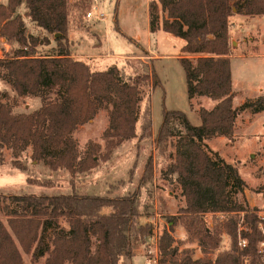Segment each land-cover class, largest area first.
<instances>
[{
    "label": "trees",
    "instance_id": "16d2710c",
    "mask_svg": "<svg viewBox=\"0 0 264 264\" xmlns=\"http://www.w3.org/2000/svg\"><path fill=\"white\" fill-rule=\"evenodd\" d=\"M25 4L27 15L39 27L53 34L57 46L52 53L37 55L38 37L27 35L25 21L17 9ZM166 12L160 21L159 10ZM264 15V0H153L150 4V29L162 28L185 40L179 57L185 71L187 92L192 100L207 96L218 100L212 109L201 107V123L193 124L186 113L163 110V120L155 135L157 152L165 155L175 148L174 161L168 166L176 173L186 197L180 217H170L172 226L182 223L197 238L213 242L202 215L207 212L245 211L251 228L243 238L248 246L238 245V222L226 217L223 229L233 238V251L219 254L214 260L193 258L184 250L180 264H243L248 256L258 264L257 208L244 206L235 197L246 186L239 168L222 158L213 157L206 140L214 136L233 138L239 114L250 109L264 111V95L246 99L234 107L231 52L234 48L229 29L235 15ZM68 0H8L0 5V34L19 44L12 56L0 58V76L9 79L19 96L43 95V105L27 114H14L0 91V161L5 147L20 155L28 147L37 161H46L52 170L86 172L98 164L96 151L81 154L74 131L91 121L100 109H110L109 126L104 136L112 146L137 138L153 137L151 96L141 106L140 85L152 81L154 89L160 79L148 63L144 76L126 79L116 66L95 70L76 59L68 46ZM59 33V35H57ZM46 43H50L46 39ZM189 55H194L191 57ZM3 73V75H2ZM51 92L48 97L45 93ZM192 107V104H191ZM177 124L180 127H177ZM177 137L176 140H174ZM171 151V155H172ZM109 156V151L105 157ZM17 167L25 169L18 161ZM137 164V161L135 162ZM154 157L145 164L140 185L151 181ZM135 168L130 170L132 180ZM31 182L55 186L52 179ZM72 192L59 194H13L0 192V264H27L23 252L31 255L32 264L45 257L44 264H122L124 256L133 258L152 234L151 225L138 223L140 189L122 196L78 192L71 180ZM264 194V187H262ZM253 210L254 212H250ZM68 222V226L63 224ZM93 238L96 239L94 247ZM173 236L164 231L160 239L162 258L159 264H170L176 249Z\"/></svg>",
    "mask_w": 264,
    "mask_h": 264
},
{
    "label": "rangeland",
    "instance_id": "374dc122",
    "mask_svg": "<svg viewBox=\"0 0 264 264\" xmlns=\"http://www.w3.org/2000/svg\"><path fill=\"white\" fill-rule=\"evenodd\" d=\"M6 1V0H1ZM153 0H68L69 30L68 46L73 57L87 62L95 70H106L116 66L126 79L144 76V66L148 63L160 79L159 85L152 88V81H143L140 85L141 106L151 96V110L153 116V137L138 141L137 138L124 141L112 146L104 131L109 126L110 109H100L89 122L79 125L74 131L81 154L87 151H96L98 164L89 171L71 173L66 169L52 170L46 161H37L32 157V148L28 147L20 155H15L12 148L5 147L3 158L0 161V192L6 195L13 194H59L72 192L71 180H74L78 192L109 194L122 196L140 189V209L142 215L138 223L151 225L152 234L146 239L137 255L133 258L124 256L122 264H159L162 258L160 239L164 231H168L174 238L171 249H176L171 256L170 264H180L183 251H190L193 258L200 257L215 259L219 254L233 251V238L222 227L226 217L235 219L237 237H243V231L251 229L246 223L242 212H230L223 215L221 212H207L202 215L205 228L210 230L213 242L208 238L199 239L187 231L182 219L172 226L170 217H180L181 207L185 206L186 197L182 193L181 184L176 173H170L168 166L174 161L175 148L171 147L165 155L157 152L155 135L163 120L164 108L182 111L190 121L201 123L199 110L201 107L212 109V98L196 96L192 100L188 96L184 68L179 57L187 55L182 52L185 40L165 31L162 26L152 32L150 29V4ZM1 5V3H0ZM98 6L106 14V21L90 19L87 12ZM21 14L26 25L27 35L38 37L40 44L37 55L52 53L57 46L53 34L39 27L26 14L27 8L21 5L17 12ZM261 16V15H260ZM160 21L166 17V12L160 8ZM233 45L231 54L248 56L254 54L262 39L260 28H254L247 34L237 35L230 33ZM46 39L50 43H46ZM250 41L248 50L243 49L244 41ZM10 48L6 54L12 56L19 44L9 41ZM0 47L3 44L0 42ZM195 57L194 55H189ZM249 68V69H248ZM245 82L246 91L240 93L234 103L239 104L243 96L247 99L256 98L264 93V69L247 67L240 72ZM3 75V73H2ZM0 91L5 92L4 102L14 114H30L43 105V95L19 96L8 78L0 76ZM45 93L48 97L52 94ZM214 100V99H212ZM217 103L218 100H215ZM192 104V107H191ZM236 104V105H235ZM264 111L254 113L250 109L242 111L237 119L233 138L214 136L206 140L207 149L213 157L222 158L225 162L236 165L246 186L236 199L245 207L257 208V214L264 210ZM177 127H180L177 124ZM156 132V133H155ZM177 137L174 139L176 140ZM109 151V156L105 154ZM171 151L173 152L171 155ZM154 157V174L151 181L140 185L144 174L147 158ZM16 161L25 169H20ZM137 161V164L135 162ZM135 168L132 180L130 170ZM52 179L55 186H44L28 180ZM250 212H254L251 210ZM254 212V213H255ZM259 215V214H258ZM226 216V217H225ZM0 218L6 222L7 217L0 212ZM68 226V222L63 220ZM96 239L93 238L94 247ZM239 245V244H238ZM24 261L32 264L31 255L23 252ZM45 257L37 264H44Z\"/></svg>",
    "mask_w": 264,
    "mask_h": 264
},
{
    "label": "crops",
    "instance_id": "0c3cea01",
    "mask_svg": "<svg viewBox=\"0 0 264 264\" xmlns=\"http://www.w3.org/2000/svg\"><path fill=\"white\" fill-rule=\"evenodd\" d=\"M8 0L1 1V4H7ZM25 7V4H23ZM232 20L236 23L235 27L232 26L230 33L234 32L237 35L241 34H247V32H250V30L259 27L260 31L263 33L262 39L258 44V47L256 49V52L254 54H249L248 56L241 55V54H231L230 60H231V74H232V87L233 91L235 92L234 97V103L236 102V99L240 93H243L246 91L245 82L241 79L240 71L244 70V68L247 67H256L258 69H264V15H257V16H245V15H235L232 17ZM258 29V28H257ZM250 41L245 40L243 44V49L240 47V50H248L250 46ZM249 69V68H248ZM260 91L264 92V88H260ZM259 95H264V93H261ZM207 97V96H202ZM209 98V97H207ZM248 96H243L239 100V104L236 106L241 105ZM211 100L212 106L216 103L215 100ZM264 127V123L262 124ZM156 133V132H155Z\"/></svg>",
    "mask_w": 264,
    "mask_h": 264
},
{
    "label": "built area",
    "instance_id": "2783aa9c",
    "mask_svg": "<svg viewBox=\"0 0 264 264\" xmlns=\"http://www.w3.org/2000/svg\"><path fill=\"white\" fill-rule=\"evenodd\" d=\"M87 16L90 19H96L99 21H106V14L102 11L98 6H94L91 10L87 12ZM0 42L3 44V49L0 47V58H4L7 56V52H9L10 44L8 40L0 34ZM258 230L262 235V239L258 243V252L261 255V260L258 264H264V210H260L258 213ZM239 247L245 248L248 246V240L246 238L240 237L238 240ZM243 264H251L250 258L248 256L243 257Z\"/></svg>",
    "mask_w": 264,
    "mask_h": 264
},
{
    "label": "water",
    "instance_id": "95a60500",
    "mask_svg": "<svg viewBox=\"0 0 264 264\" xmlns=\"http://www.w3.org/2000/svg\"><path fill=\"white\" fill-rule=\"evenodd\" d=\"M57 35H59V33H57Z\"/></svg>",
    "mask_w": 264,
    "mask_h": 264
}]
</instances>
